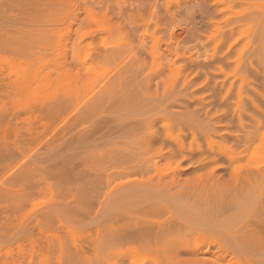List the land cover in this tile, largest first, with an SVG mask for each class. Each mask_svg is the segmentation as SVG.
<instances>
[{
	"label": "rangeland",
	"instance_id": "1",
	"mask_svg": "<svg viewBox=\"0 0 264 264\" xmlns=\"http://www.w3.org/2000/svg\"><path fill=\"white\" fill-rule=\"evenodd\" d=\"M1 74L0 264H264V0H0Z\"/></svg>",
	"mask_w": 264,
	"mask_h": 264
},
{
	"label": "bare ground",
	"instance_id": "2",
	"mask_svg": "<svg viewBox=\"0 0 264 264\" xmlns=\"http://www.w3.org/2000/svg\"><path fill=\"white\" fill-rule=\"evenodd\" d=\"M84 1H86V0H84ZM1 76H3V74L0 75V79L2 80V82H4V81H5V78L3 79L4 76H3V77H1ZM31 78H32V77H31ZM1 80H0V81H1ZM3 80H4V81H3ZM37 82H38V79H37Z\"/></svg>",
	"mask_w": 264,
	"mask_h": 264
}]
</instances>
